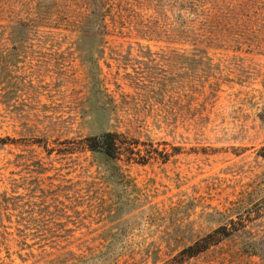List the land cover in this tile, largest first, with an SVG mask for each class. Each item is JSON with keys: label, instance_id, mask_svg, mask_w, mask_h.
<instances>
[{"label": "rangeland", "instance_id": "374dc122", "mask_svg": "<svg viewBox=\"0 0 264 264\" xmlns=\"http://www.w3.org/2000/svg\"><path fill=\"white\" fill-rule=\"evenodd\" d=\"M0 264H264V0H0Z\"/></svg>", "mask_w": 264, "mask_h": 264}, {"label": "trees", "instance_id": "16d2710c", "mask_svg": "<svg viewBox=\"0 0 264 264\" xmlns=\"http://www.w3.org/2000/svg\"><path fill=\"white\" fill-rule=\"evenodd\" d=\"M121 139H119V133L117 132H104L100 135H95L92 137L87 138V145L91 149L100 150L103 151L105 154H107L110 157H117L118 154H120L121 149ZM132 143H138L136 141L129 142ZM130 154L138 153V151H135L134 147H130ZM139 154V153H138ZM145 160V158L143 159ZM216 239H213L215 241ZM202 248V247H199ZM194 250V245L189 246L187 249L189 252L194 253L196 251H199L200 249Z\"/></svg>", "mask_w": 264, "mask_h": 264}]
</instances>
